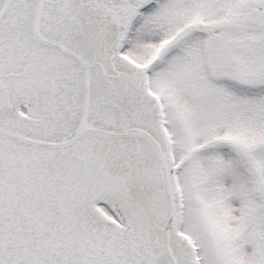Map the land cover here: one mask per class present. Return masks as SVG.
Segmentation results:
<instances>
[{
	"label": "snow or ice",
	"instance_id": "obj_1",
	"mask_svg": "<svg viewBox=\"0 0 264 264\" xmlns=\"http://www.w3.org/2000/svg\"><path fill=\"white\" fill-rule=\"evenodd\" d=\"M0 264H264V0H0Z\"/></svg>",
	"mask_w": 264,
	"mask_h": 264
}]
</instances>
